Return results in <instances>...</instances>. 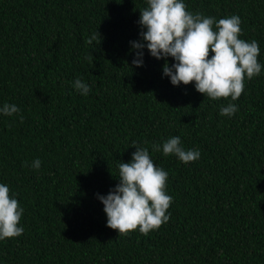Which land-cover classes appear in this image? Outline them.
Here are the masks:
<instances>
[{"label":"trees","instance_id":"obj_1","mask_svg":"<svg viewBox=\"0 0 264 264\" xmlns=\"http://www.w3.org/2000/svg\"><path fill=\"white\" fill-rule=\"evenodd\" d=\"M185 4L217 19L237 14L240 38L258 41L264 64V0ZM144 6L0 0V104L20 109L0 115V182L24 208L23 233L0 240V264H264V69L245 79L238 110L219 115L230 98L172 85L163 58L145 49L143 66L131 65ZM77 77L88 95L73 89ZM172 135L199 159L151 151ZM132 141L168 172L170 218L148 234L106 226L95 196L117 182Z\"/></svg>","mask_w":264,"mask_h":264},{"label":"clouds","instance_id":"obj_2","mask_svg":"<svg viewBox=\"0 0 264 264\" xmlns=\"http://www.w3.org/2000/svg\"><path fill=\"white\" fill-rule=\"evenodd\" d=\"M136 23L140 28L138 39L129 41L131 65L143 66L145 49L151 57L163 58L162 76H167L172 85L192 82L194 89L210 100L230 98L219 107L221 116L231 117L238 110L232 101L240 97L245 79L260 75L264 69L258 60V41L240 38L241 20L237 14L217 19L187 10L185 0H145ZM95 39L93 33L85 43L91 44ZM72 87L81 95L90 91V85L79 77ZM19 111L15 103L0 104L2 116L11 117ZM130 145L135 146L130 159L119 160L116 165L117 182L106 194L97 192L95 196L102 203L106 226L116 229L118 234L134 229L148 234L170 218L166 210L172 197L165 191L168 172L153 161L149 147L136 141ZM150 148L164 156L174 155L185 164L200 157V150L186 149L179 135L153 142ZM40 165L41 160L34 158L29 166L38 169ZM23 213L16 193L7 183L0 182V240L23 233Z\"/></svg>","mask_w":264,"mask_h":264}]
</instances>
